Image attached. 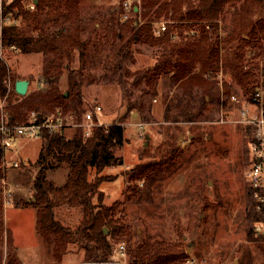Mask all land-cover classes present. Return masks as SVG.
<instances>
[{
	"label": "trees",
	"instance_id": "trees-1",
	"mask_svg": "<svg viewBox=\"0 0 264 264\" xmlns=\"http://www.w3.org/2000/svg\"><path fill=\"white\" fill-rule=\"evenodd\" d=\"M23 1L25 0H9L5 11L26 20L45 9L57 10L63 2L33 0V13L25 7ZM263 1L140 0L139 8L136 0L129 10V14H134L135 17L130 19H122L125 10L120 2L119 16H110L102 25L99 20L83 16L78 18L76 24L69 22L75 0H65L66 7L61 22H58V17L53 18L56 26L54 29L46 26L37 34L30 35L20 24L3 26L0 90H5L4 80L10 77L12 87L9 100L12 103L8 106V112L11 122L24 123L29 113L35 111L39 114V119L59 114L64 122L71 117L73 121L80 123L85 101L84 87L88 84L99 79L109 82L116 79L118 83L125 84L124 76L129 77L132 73L134 85H140L145 78L147 87L143 92L156 95L157 77L170 72L172 83L178 84L180 92L168 101L164 119L168 118V109L173 105L177 107V115L172 120H177L178 116L188 121L195 119L203 112L207 102L218 100L219 88L215 72L219 57V26L216 20L221 17L225 6L232 7L235 18L239 17L241 20L237 30H230V34L236 33L238 44L226 65L235 82L240 83L245 91L240 94H249L253 90L255 74L250 70H243L242 65L246 51L255 47L264 51V19L257 16L255 22L252 20V15L258 11ZM135 5L138 6L137 9L134 8ZM139 14L140 19L137 18ZM161 19L165 20L163 30L154 25L155 21ZM184 26L187 30L183 35ZM258 32L261 33L260 36ZM243 34L249 39L243 38ZM130 43L156 47L159 51L154 64L140 71L129 72L126 60L130 58ZM11 45L18 48V51L39 52L43 56L42 71L38 77L39 87L25 95L15 91L14 82L17 78L4 60L8 55L6 51L13 50ZM76 59L78 65L75 66ZM196 67H199L198 71L195 70ZM64 73L67 81L65 91L60 90L61 76ZM225 92H230L229 83H225ZM95 105H92L93 108ZM132 109L143 112L141 102L128 101L125 110L130 112ZM121 120L118 118L108 124H99L93 112L95 124L87 134L82 125H77L71 134L66 133L67 126L54 131L44 128L40 132L41 146L33 163L36 168L33 178L34 198L25 199L24 203L35 206L36 237L45 256L52 258L53 264H60L64 253L76 242L83 250L84 262L108 261L113 252V243L123 241L126 242L128 264H177L187 256L176 242L165 239L150 236L133 242L129 225L121 217H113L115 205L101 204L103 192L100 183L114 177L98 173L107 166L122 164V158L115 154V150L123 143L124 128ZM250 132L248 128V133ZM200 139L199 132L192 137V141ZM250 142L251 137L247 139L248 150ZM2 154L0 145V174ZM170 154L168 151L167 157L163 156L162 161L136 163L125 172L128 200L134 196L136 201L152 199L153 192L160 187V175ZM59 167H65L67 173L65 181L56 185L47 178V171ZM91 170L95 171L92 179L89 178ZM250 197L252 221H255L259 216L254 209V198ZM63 207L73 208L78 212L79 218L74 226L60 220V210ZM105 226H108L109 232H104ZM2 230L0 207V234ZM249 233L255 236L252 235V240L261 239L264 242V236L254 231L253 222ZM9 240L5 264H21L15 253L16 245Z\"/></svg>",
	"mask_w": 264,
	"mask_h": 264
},
{
	"label": "rangeland",
	"instance_id": "rangeland-1",
	"mask_svg": "<svg viewBox=\"0 0 264 264\" xmlns=\"http://www.w3.org/2000/svg\"><path fill=\"white\" fill-rule=\"evenodd\" d=\"M27 1H23L25 7ZM122 1L75 0L74 10L70 11L68 20L76 24L81 16L92 17L103 25L110 16H119ZM137 2L139 6L140 0ZM262 3L252 15L254 22L258 19L257 16L264 19V1ZM65 7L63 0L57 10L45 9L32 14L26 20H22L20 16L18 21L27 34L35 35L46 26L54 29L56 26L53 18L58 17V22H61ZM29 10L34 13V8ZM124 13L122 19H125ZM134 17L130 13L127 18ZM137 18L140 19V14ZM163 21L165 22L163 19L155 21L154 25L158 26ZM216 21L219 26L216 72L223 70L233 76L226 62L229 63L230 55L237 48L238 37L235 32L230 34V30H237L241 20L239 17L235 18L232 7L225 6L221 17ZM185 30L187 29L184 26L183 35ZM258 35L261 33L258 32ZM242 37L249 39L245 34ZM128 49L130 58H127L126 65L129 72L152 66L159 51L156 47L142 43H130ZM6 52L8 55L4 60L8 68L12 69L15 78H27L30 81L26 94L39 87L42 54L15 50ZM244 59L242 69L252 71L256 83L260 78L259 69L264 67V51L255 47L244 53ZM195 70L198 71L199 67ZM171 75L172 72L157 77L156 95L143 92L147 87L145 78L140 85H134L132 73L129 77L124 76L125 84L118 83L116 79L110 82L99 79L84 87L85 101L80 123L85 122V114L90 111L94 112L97 123L108 124L119 118L122 119L124 128L123 143L115 150V154L122 158V164L107 166L98 173L114 177L100 183L103 192L101 204L115 205L113 217H121L129 225L133 242L150 236L176 242L187 254L185 260L177 264H264V242L261 239L252 240L254 235L249 233L254 221L251 210L252 195L246 179L250 161L248 128L233 122L219 121V89L218 100L207 102L203 112L195 119L188 121L178 116L177 120H172L177 115V107L173 105L169 107L168 118L165 120L168 101L180 92L178 84L172 83ZM228 83L229 93L245 92L241 84L235 82L234 76L233 81ZM66 89L64 73L61 76L60 90ZM13 97L16 98V95ZM128 101L141 102L143 112L139 113L136 109L127 112L125 104ZM93 104L100 105L101 109L94 111ZM228 115L230 113L226 112V116ZM68 118L66 133L71 134L80 123ZM198 132L201 139L192 141L193 135ZM146 134L148 138L145 137ZM40 146V137H18L4 151L6 159H16L19 164L6 168V179L12 185L13 191L11 202L0 205L3 227L0 234V264H5L9 238V242L16 245L15 253L21 264H53L52 258L45 256L36 237L35 206L24 203L25 199L32 198L34 194L33 178L36 168L33 163ZM168 151L171 154L161 172L160 187L153 192L152 199L136 201L134 196L128 200L125 172L139 162L162 161ZM66 173L65 167H59L47 171V178L56 185H61L65 181ZM94 176L95 171L91 170L89 178ZM59 217L64 224L74 226L79 214L73 208L63 207ZM104 228L109 232L108 226ZM118 244L113 243V252L108 261L84 262L83 250L76 242L64 253L60 264H128L126 242L123 241L124 254L117 251Z\"/></svg>",
	"mask_w": 264,
	"mask_h": 264
},
{
	"label": "built area",
	"instance_id": "built-area-1",
	"mask_svg": "<svg viewBox=\"0 0 264 264\" xmlns=\"http://www.w3.org/2000/svg\"><path fill=\"white\" fill-rule=\"evenodd\" d=\"M9 0H0V56L3 57L4 46L2 44V28L6 25L19 24L18 18L14 17L11 12H6L5 7ZM135 0H123L122 7L125 10L124 17L127 18L129 10ZM35 3L28 0L26 7L33 9ZM136 6V5H135ZM134 6V8H135ZM159 30L165 28V22L158 24ZM11 49L18 51L15 46ZM6 62V61H5ZM259 81L254 83L253 90L249 94L240 93L225 94V83L232 82L233 76L225 73L223 70L216 72V79L220 91V117L221 123L233 122L244 128H250V161L246 170V179L250 186L251 195L254 198V209L258 214V219L254 221V231L256 234L264 236V67L259 69ZM5 90H0V145L3 150L1 174H0V205H7L11 202L12 185L7 182L6 168L18 166L16 159H6L5 149L10 147L13 140L18 137H40L42 129L54 131L63 129L68 124L64 122L60 115L50 114L43 119L38 118V113L31 111L29 117L24 123H12L8 112V106L12 103L9 100L12 80L10 77L4 80ZM14 102V101H13ZM100 105L96 104L94 111L100 110ZM225 109V110H224ZM226 112L230 115L226 116ZM228 117L230 119H228ZM85 122L80 125L86 128L85 133H89L90 128L95 124L93 120V112L87 111L85 114ZM142 126V123L139 124ZM9 186V187H8ZM117 251L124 254V244L119 243Z\"/></svg>",
	"mask_w": 264,
	"mask_h": 264
},
{
	"label": "water",
	"instance_id": "water-1",
	"mask_svg": "<svg viewBox=\"0 0 264 264\" xmlns=\"http://www.w3.org/2000/svg\"><path fill=\"white\" fill-rule=\"evenodd\" d=\"M35 2V1H34ZM137 7H135L136 9ZM29 80L27 78H17L14 82V88L15 91L20 95H25L28 89ZM146 138H148V134L145 135ZM147 141H145V144ZM33 198V197H32ZM104 229V232H106V229Z\"/></svg>",
	"mask_w": 264,
	"mask_h": 264
},
{
	"label": "crops",
	"instance_id": "crops-1",
	"mask_svg": "<svg viewBox=\"0 0 264 264\" xmlns=\"http://www.w3.org/2000/svg\"><path fill=\"white\" fill-rule=\"evenodd\" d=\"M29 84H30V81H29ZM29 86V85H28Z\"/></svg>",
	"mask_w": 264,
	"mask_h": 264
}]
</instances>
